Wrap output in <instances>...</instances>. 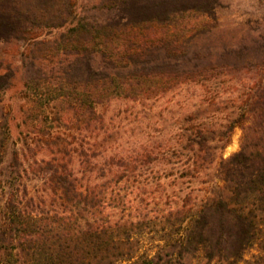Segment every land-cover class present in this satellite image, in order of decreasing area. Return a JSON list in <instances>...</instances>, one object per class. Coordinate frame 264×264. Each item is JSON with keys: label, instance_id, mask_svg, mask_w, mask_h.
<instances>
[{"label": "trees", "instance_id": "16d2710c", "mask_svg": "<svg viewBox=\"0 0 264 264\" xmlns=\"http://www.w3.org/2000/svg\"><path fill=\"white\" fill-rule=\"evenodd\" d=\"M224 1L101 0L100 20L79 16L76 0H0V101L17 73L4 48L27 43L26 117L41 147L29 175L41 173L45 185L32 193L22 187L18 177L27 169L14 157L8 198L0 180V264H264V25L247 24L250 43L225 47L215 59L194 48L217 26ZM56 28L67 30L54 41L42 38ZM228 75L238 76L235 94L194 101L185 130L151 127L127 151L101 137L105 109L117 100L148 101L184 85L204 90ZM206 104L231 108L219 129L202 120ZM237 127L240 150L226 157L221 150ZM9 134L0 115V150ZM142 169L149 172L143 181ZM168 178L188 180L190 191L165 188L149 209L134 186ZM146 225L161 242L139 254Z\"/></svg>", "mask_w": 264, "mask_h": 264}, {"label": "rangeland", "instance_id": "374dc122", "mask_svg": "<svg viewBox=\"0 0 264 264\" xmlns=\"http://www.w3.org/2000/svg\"><path fill=\"white\" fill-rule=\"evenodd\" d=\"M224 2L226 6L218 11L217 26L213 28L210 35L200 39L194 45V48L198 50L213 52L215 55L212 58L214 59L216 53H221L225 47H240L243 39V42L248 41V44L250 43L253 36H248L247 24L260 22L264 25V0H225ZM76 4L79 16H87L89 19H103L105 12L100 8L101 0H76ZM66 30L67 28L47 29L44 31L42 38L54 41L58 35ZM28 45L21 42L18 45H10L4 48L6 55L14 57V64L17 67L13 85L3 94L0 101V115L7 118L10 125L9 138L3 149L0 150V180L5 189V198H8L13 188L11 182L16 173L12 172L10 166L16 155L22 167L27 169L26 171L22 170L21 177H18V182L22 184L21 186L23 187V184L26 183L28 191L30 187V193L34 190L42 192L45 186L41 173L34 170L29 175V160L32 161L34 159V152H37L41 147H39L35 138L29 137V119L26 117L31 97L29 88L26 87L28 74L24 65V60L29 54ZM248 76L244 74L242 77L248 80ZM237 78L238 76H223L212 81L213 83L211 84H215V86L206 87L204 90L192 85H184L148 101L117 100L109 108L105 109L108 116L107 123H109L106 133L101 135V137H106L105 140L109 146H119L127 151L140 147L147 139V132H151V127L163 132L173 133L185 130L189 127V124L184 121V117L190 110H198L193 107V102H198L202 97L209 98L217 93L222 99L228 100L236 92L235 83ZM52 106L54 107V104ZM221 107L207 104L203 105L202 108L199 106L201 113L203 112L200 115L201 118H204L202 120L209 122V126L219 129L223 122V117H226L231 111V108ZM51 110L56 111L57 109ZM242 135V128L237 127L231 143L221 150V154L229 157L240 150ZM93 138L94 135L90 132L87 141L93 142ZM43 156L44 153L40 151L38 157L42 158ZM88 169H91V167L88 166ZM143 173H145L143 176L138 175L141 181L147 177L149 172L145 169L137 172V174ZM80 174H83V171ZM94 174L89 170L85 173L87 178L93 177ZM157 175V173H152L151 176H155L154 179H156ZM164 181L165 183H163ZM176 183L173 178L163 179L162 183L155 181L154 183L143 182L140 184L138 182L134 189L138 193V186H140L141 190L145 191L143 197L147 199L144 205L149 209H156L160 205L158 204L161 200L160 196L165 188L169 192L183 188L182 194H187L190 191L188 180L186 181L185 179L183 182L181 180L180 183ZM197 185L201 186L200 188L205 186L202 183ZM196 193L201 195L204 192L199 191ZM148 202L150 203L148 204ZM160 227L161 225H156L154 229H159ZM149 230L152 229L146 225L142 233L138 235L141 240L139 254L144 252L154 253L161 242V233ZM258 253L259 249L255 246L247 252L246 257L251 260L253 255ZM2 260H5V256L1 253L0 262Z\"/></svg>", "mask_w": 264, "mask_h": 264}]
</instances>
